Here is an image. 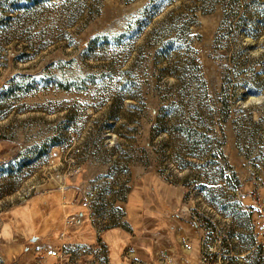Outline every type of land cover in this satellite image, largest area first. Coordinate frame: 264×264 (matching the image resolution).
<instances>
[{"label": "rangeland", "instance_id": "374dc122", "mask_svg": "<svg viewBox=\"0 0 264 264\" xmlns=\"http://www.w3.org/2000/svg\"><path fill=\"white\" fill-rule=\"evenodd\" d=\"M158 176L157 191L181 194L174 214L200 256L262 258L264 0H0V233L11 208L45 195L64 210L42 240L88 238L112 264L105 230ZM79 185L93 219L69 229L88 212ZM2 246L0 264L90 259Z\"/></svg>", "mask_w": 264, "mask_h": 264}, {"label": "crops", "instance_id": "0c3cea01", "mask_svg": "<svg viewBox=\"0 0 264 264\" xmlns=\"http://www.w3.org/2000/svg\"><path fill=\"white\" fill-rule=\"evenodd\" d=\"M159 180L162 184L163 179L159 176L151 182L143 181L144 195L142 191L139 193L132 188L127 202L132 193L136 192L139 197L136 209L131 211V214L127 211L126 206L123 221L105 228L103 236L105 235V241L111 245L112 264H144L143 262L164 264L168 259H172L174 264H203L194 225L181 220L174 214L173 207L182 203L181 194L177 187H174L173 184L169 186L167 182L166 184L170 188L168 187L165 193H162L161 189L157 191L156 185L159 184L157 183ZM154 189L157 191L156 195L151 192ZM146 200L153 202L152 206H147L148 201ZM46 203H48L47 197L40 194L28 198L25 203H22V207L11 208L8 212L10 216L5 220L0 233L1 243H3L1 246L9 247L12 237L24 235L25 239L12 242V246L9 247L10 252L17 249L15 251L18 253L15 252L14 255L20 254L21 249L32 253L30 249L33 247L42 250L54 247L52 242L42 240L41 235L53 227L56 222L61 221L64 209L59 202L54 206H52V202L45 206ZM152 227L154 228L151 231ZM33 237H36L35 241L31 240ZM28 240H31V243L28 244ZM68 241L93 243L87 239H69ZM250 252L246 251L240 254V261L237 259L235 264L241 262V264H264V254L262 258L253 261ZM31 256L33 255L31 254ZM42 256L46 259L45 253ZM23 257H28L25 252H23ZM21 258H19L18 264L21 262ZM27 259L32 260L31 257ZM208 264L224 263L219 260H210Z\"/></svg>", "mask_w": 264, "mask_h": 264}, {"label": "built area", "instance_id": "2783aa9c", "mask_svg": "<svg viewBox=\"0 0 264 264\" xmlns=\"http://www.w3.org/2000/svg\"><path fill=\"white\" fill-rule=\"evenodd\" d=\"M76 191L78 193V196L75 200H73V203L84 206L85 209H87V213L82 211H75L71 214H69L66 217V226L69 229H75L78 227L82 221L84 220L85 217H90L91 221L93 219V210L92 204H91V197L88 192V188H84L83 185L76 186ZM262 247H263V252H264V223L262 225ZM101 230V229H100ZM97 231L98 234L101 233V231ZM104 230V229H103ZM61 240L62 242L58 245V248H48L47 254L48 255H54V256H60V257H69L72 261L80 260L82 257L86 258L89 257V261H86L85 264H111L110 263V257L108 255V250L106 249V245L100 243L95 244V243H88V242H73V241H68L65 239L66 233L62 232L61 234ZM204 244V242H203ZM202 250V255H201V260L203 264H208L210 261V256L207 254L211 253V250L207 249L205 245H202L201 247ZM166 264H174L172 259H168L166 261Z\"/></svg>", "mask_w": 264, "mask_h": 264}, {"label": "trees", "instance_id": "16d2710c", "mask_svg": "<svg viewBox=\"0 0 264 264\" xmlns=\"http://www.w3.org/2000/svg\"><path fill=\"white\" fill-rule=\"evenodd\" d=\"M75 239H84V238H77V237H75ZM86 239H88V238H86ZM89 240V239H88Z\"/></svg>", "mask_w": 264, "mask_h": 264}, {"label": "water", "instance_id": "95a60500", "mask_svg": "<svg viewBox=\"0 0 264 264\" xmlns=\"http://www.w3.org/2000/svg\"><path fill=\"white\" fill-rule=\"evenodd\" d=\"M33 241H35L36 240V237H33V239H32Z\"/></svg>", "mask_w": 264, "mask_h": 264}]
</instances>
